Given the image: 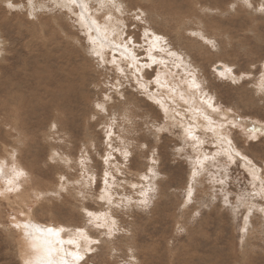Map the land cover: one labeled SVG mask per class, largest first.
Returning <instances> with one entry per match:
<instances>
[{"label":"rangeland","instance_id":"374dc122","mask_svg":"<svg viewBox=\"0 0 264 264\" xmlns=\"http://www.w3.org/2000/svg\"><path fill=\"white\" fill-rule=\"evenodd\" d=\"M16 2L25 7L11 10L5 0H0V41L4 40L0 43L3 48L0 50V161L5 159L4 149L14 147L18 162L31 179L26 189L12 199L13 207L0 204V224H5L0 229V264H21L22 233L21 229L10 228L5 223L9 212L28 207L31 212L22 219H34L41 227L60 225L62 221L71 223L80 216L78 198L71 193L43 202L33 200L32 193L56 189L58 177L68 170L59 164L49 165L48 158L53 152L75 161L85 144L101 142L100 125L91 116L107 82L105 74L88 58L87 50L78 46L86 26H74L68 10L55 7L51 0H33L38 5L33 20L27 15V0ZM132 2L143 5L148 16L145 26L166 33L184 52L185 61H192L199 82L208 86L205 91H210L216 105L232 109L229 118L231 115L237 118V140L257 138L251 144L245 140L242 147L237 145L238 150L249 158L260 157L264 153V141L260 140L264 136L260 131L264 128V94L259 92L264 73V14L245 8L233 11L227 0ZM193 32L197 36L190 35ZM137 33L142 35L143 28L137 26ZM201 33L216 39L217 49L211 50L199 40ZM229 67L248 69V82L232 84L230 79H223ZM147 71L153 76L158 72L162 82L172 81L173 75L179 81L184 75L183 67L169 70L158 65L155 72ZM200 96L185 91L182 99L178 87L174 102L180 117L176 119L172 109L165 114L140 94L130 97L129 106L113 109L117 117L113 129L117 142L123 138L140 144L151 141L157 149L158 176L153 180L156 192L149 208L129 207L123 214L119 222L129 235H118L114 242L105 243L88 264H124L129 247L139 264H264V214L254 212L247 222L243 219L248 206L259 203L248 196L252 189L243 161L228 168L230 182L225 190L231 207H225L219 186L211 178L196 181L192 202L186 203L188 183L192 179V155L187 148L183 158L176 154L175 149L181 147L184 138L177 128L168 125H187L189 117L204 125ZM167 98L165 93L164 99ZM157 112L163 117L157 123L168 130L152 134L144 125ZM52 123L57 124L55 132ZM218 124L217 118V127ZM17 135L22 142L17 141ZM202 139L211 141L212 134H202ZM206 150H211L210 143L202 149ZM137 159L140 163L138 168L130 170L128 184L137 182L135 177L143 174L139 168L149 163L142 154ZM121 192L132 199L138 197V193L134 195L128 188ZM95 210L104 209L96 205Z\"/></svg>","mask_w":264,"mask_h":264},{"label":"snow or ice","instance_id":"6c2138e0","mask_svg":"<svg viewBox=\"0 0 264 264\" xmlns=\"http://www.w3.org/2000/svg\"><path fill=\"white\" fill-rule=\"evenodd\" d=\"M51 2L55 7L66 9L71 13L69 19L74 26L82 25L87 21L85 32L80 35L77 44L87 50L88 58L107 77L102 95L98 96L93 105L94 114L91 116V119L100 125L103 135L100 143L85 144L81 147L78 159L75 161L53 152L48 158L49 165L59 164L68 170L58 177L56 189L32 193V199L37 202L71 193L79 201L80 216L75 221L71 223L62 221L60 225L40 227L22 219L30 214L31 209L28 207L8 213L5 221L7 226L17 230L23 229L25 237L30 241V251L21 257V264H88L89 259L105 243L114 242V238L118 235H129L119 222L129 207L146 209L151 206L156 192L153 180L158 176L155 167L158 164L157 149L152 146L151 141L140 144L135 143L133 139L123 138L117 142L113 131L117 126V117L113 109L119 110L129 106L130 97H135L137 94L146 96L165 114L172 109L173 119L180 117V112L175 110L174 102L178 87L182 99L185 91L192 96L201 94L200 103L204 108L203 119L206 121L204 125L198 124L190 117L187 125L183 123L168 125V128H177L178 134H182L184 138L181 147L175 149L176 154L183 158L187 148L192 155V179L188 183L186 203L192 202L195 182L198 180L203 182L205 178H211L212 182L219 186L218 192L225 207H231L229 195L225 190V185L230 182L228 168L231 164L243 161L252 189L248 196L253 201L259 202L248 206L247 215L243 219L247 222L254 212L264 214V153L260 157L249 158L247 153L242 154L237 148V145L242 147L245 140L251 144L257 138L253 136L237 140L239 135L236 127L237 118L235 115L229 118L232 109H223L216 105L210 91H205V87L208 86L199 82L198 72L192 61H185L184 52L166 33L145 26L148 16L143 10V5L138 6L132 0H61L59 4L56 0ZM227 2L233 11L245 8L264 14V0H227ZM257 3L259 7L256 6ZM5 4L11 10L25 7L16 0H5ZM27 7L29 18L36 19L33 0H27ZM204 11L207 12L209 9ZM125 20L128 22L125 23ZM137 26L143 28L142 35L137 33ZM190 35L197 36V33L193 32ZM198 38L209 49H217L216 39L209 38L203 33L199 34ZM98 40L101 45L99 48L96 47ZM158 65L169 70L171 67L177 69L183 67L184 75L179 81H176L173 75L172 81L162 82L158 72L153 76L147 71L153 69L155 72V67ZM248 71L246 68L233 70L229 67L228 75L222 78L230 79L232 84H239L240 81L248 82L246 80ZM257 71L260 69L257 68ZM109 72L112 73L111 76L107 75ZM145 76H148L147 80L144 79ZM125 81H128L127 86ZM132 88L136 91L130 92ZM259 92L264 94V73L261 74ZM165 93L167 100L164 99ZM197 112H200V109H197ZM221 112L224 113L223 116L220 115ZM124 119L127 120V111ZM161 119L163 117L157 112L144 127L152 134L166 132L168 128L157 123ZM128 123L131 124L132 121L129 120ZM51 129L55 132L57 124L52 123ZM260 131L264 132V128ZM207 133L212 134L211 141L202 139V134ZM16 139L22 142L19 135ZM260 140L264 141V136L260 137ZM209 143L211 150L202 151ZM4 152L5 159L0 161V185H2L0 204L13 207L12 199L26 189L31 177L18 162V153L14 147L5 148ZM141 154L149 163L139 168V172L143 174L135 177L137 182L128 184L130 170L138 168L140 162L137 157ZM125 188L130 189L134 195L138 193V197L132 199L131 196L124 195L121 189ZM96 205L104 210H95ZM4 227L5 224H0V229ZM115 255L113 250V256ZM124 264H139L131 247L127 249Z\"/></svg>","mask_w":264,"mask_h":264},{"label":"bare ground","instance_id":"6f19581e","mask_svg":"<svg viewBox=\"0 0 264 264\" xmlns=\"http://www.w3.org/2000/svg\"><path fill=\"white\" fill-rule=\"evenodd\" d=\"M36 1V0H35ZM37 4H40V3H38V2H36ZM36 8L38 7V5L37 6H35ZM41 7V6H40ZM35 8V9H36ZM38 9V8H37ZM84 26H86L87 25V21H85L84 22V24H83ZM3 38H1V41H4V40H2ZM0 41V43L2 44V42ZM101 46V45H100ZM99 46V40L97 41V44H96V47H100ZM106 46V45H105ZM3 48L2 47H0V50H2ZM5 51V50H4ZM62 88V87H61ZM196 98V97H195ZM192 99V98H191ZM198 100V99H197ZM192 101V100H191ZM190 103V102H189ZM196 104V103H195ZM190 105V104H189ZM194 105V104H193ZM167 106V105H166ZM197 106V105H196ZM199 106V105H198ZM198 109H200V108H198ZM173 111V110H172ZM200 114V113H199ZM186 125V124H185ZM27 220H29L30 222H32V223H35V221H34V219H27ZM36 224V223H35ZM38 225V224H37ZM41 227V226H40ZM21 233H22V238H21V243H22V247H21V250H20V259H21V257L23 256V255H25V254H27V253H29V251H30V248H29V238L28 237H25V235H24V230L23 229H21ZM20 233V234H21ZM20 261V260H19Z\"/></svg>","mask_w":264,"mask_h":264}]
</instances>
